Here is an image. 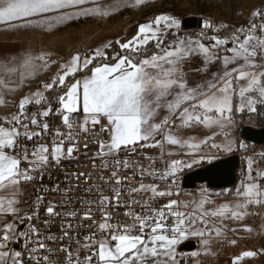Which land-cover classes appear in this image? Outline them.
<instances>
[{
  "label": "snow or ice",
  "instance_id": "1",
  "mask_svg": "<svg viewBox=\"0 0 264 264\" xmlns=\"http://www.w3.org/2000/svg\"><path fill=\"white\" fill-rule=\"evenodd\" d=\"M145 2L116 0L102 7L98 0H0V27L6 32H50L69 21L106 18L122 7L136 8ZM181 27L180 19L158 14L139 23L130 38L75 52L49 81L19 100L16 112L0 118V264H41V260L53 264L50 257L56 252L66 254L65 264H182L189 258L202 264V255L217 254L212 250L214 238L241 231L229 228L225 219L240 221L258 214L248 212L249 206L264 207V185L260 183L264 171L253 175L256 160L252 156L246 157L245 180L231 191L234 202L210 209L217 203L214 197L227 196L229 190L210 193L201 187L191 194L179 183L181 174L194 165H211L219 153L247 150L235 136L240 124L236 115L251 118L258 105L264 106V9L253 10L247 25L239 27L206 19L195 38L181 35ZM50 56L26 49L22 56L0 61V106L8 103L5 90L13 93L29 77L35 78L48 66ZM197 58L201 66L193 71L201 79L190 82L185 68ZM217 64L218 69L211 71ZM33 104L40 109L30 112L28 106ZM50 117L59 118L61 127L51 128ZM104 132L108 141L102 138ZM34 140L30 149L28 142ZM90 145H96L97 151L89 154ZM141 149H158V157L141 153ZM121 153L142 155L149 163L121 159ZM81 155L92 162L93 169L99 160L100 172L66 174V183L72 179L77 183L64 191L70 193L81 181L87 186L85 198L78 203L85 209L82 219L97 227L83 237V243L71 233L78 227L92 228V224L74 225L65 220L61 236L44 235L34 223L40 220L41 204L49 217L80 214L74 209L55 211L58 205L45 202L43 195H37L30 210L23 212L20 205L27 203L21 199L23 185L42 182L45 176L51 179L53 167L59 168L64 160L79 161ZM259 156L264 159V152ZM157 162L164 167L157 168ZM122 168L130 169L132 175H122ZM137 176L139 184L126 188V182ZM96 178L110 186L111 195L104 194L103 184L90 183ZM145 178L151 182L145 183ZM55 190L60 191L58 184ZM96 194L99 199H88ZM137 194L147 198L136 199ZM71 203L65 196L60 206ZM93 206L100 210L102 222L93 219ZM122 208L127 209L122 213L124 219L117 217L112 223ZM42 223L50 227L52 221ZM242 230L254 231L250 226ZM58 240L69 243L58 249L45 243ZM189 240H198L202 251L180 252V245ZM228 243L235 246L238 239ZM13 245H19V250ZM41 250L48 255H37ZM81 251L88 252L83 259ZM261 255L264 248L245 250L231 264Z\"/></svg>",
  "mask_w": 264,
  "mask_h": 264
},
{
  "label": "rangeland",
  "instance_id": "2",
  "mask_svg": "<svg viewBox=\"0 0 264 264\" xmlns=\"http://www.w3.org/2000/svg\"><path fill=\"white\" fill-rule=\"evenodd\" d=\"M115 2L116 0H98V3L102 7L112 5ZM255 9H264V0H146L142 6H137L136 8L122 7L118 13H114L106 18L90 17L69 21L50 32L40 29L6 32L3 27H0V61H4L5 58L11 60L13 56L17 55L22 56L26 49L33 54H39L41 52L51 53L48 66L40 69L35 78L29 77L25 81L23 87L17 89L13 93H7L5 90V99L8 103L0 106V112L3 114L6 107L11 103L17 105L19 100L25 95L37 90V85L41 82L49 81L50 78L59 71L60 64L69 60L75 52L79 51L84 53L91 48L102 45L103 43L117 37L119 28L128 26L129 24L131 25L127 27L123 36H125L126 33L130 35V32L134 31L139 24L133 22L139 20L140 17L156 16L165 13L170 14L181 20V35L192 36L195 38V36L202 30V27L187 30L183 27V21L185 19L195 18L201 20L202 23L204 20L210 19L217 23L224 22L239 27L241 25H247L251 18V13ZM205 43L209 42L206 41ZM228 47H231V44H229ZM53 60L56 61L55 64L51 63ZM200 66L201 62L198 58L186 66L185 70L189 72L190 82H196L201 79L200 74L193 71ZM213 66H217V69L219 67L218 64ZM213 66L211 67V71H215L213 70ZM13 79H16V77H13ZM10 87L15 88L16 85L11 84ZM32 106H36L37 108L41 107L33 104L28 106V108H31ZM257 107V113L251 114V118H249L248 114L242 115L237 113L236 115L240 124L236 130L237 133L235 136L248 147L247 150L238 149V152L240 153L239 155H241L238 180L232 189H227L229 190L227 196L231 195V191L239 187L241 181L246 178V157L252 156L256 160V163L254 164V176L259 169L264 168V159L259 156L260 153L264 152V146L249 144L241 138V131L245 127H252L255 129L264 128V106L258 105ZM2 114L0 115V118L5 117V115ZM202 133H207V130L202 129ZM104 139H109L107 132H105ZM204 165L208 164L205 163L201 166L194 165L191 169L185 170L181 176L199 169ZM201 187L208 189L206 185H199L194 191H185V193L196 194ZM208 190L209 192L217 193L210 189ZM223 192L224 190L218 193Z\"/></svg>",
  "mask_w": 264,
  "mask_h": 264
},
{
  "label": "built area",
  "instance_id": "3",
  "mask_svg": "<svg viewBox=\"0 0 264 264\" xmlns=\"http://www.w3.org/2000/svg\"><path fill=\"white\" fill-rule=\"evenodd\" d=\"M16 110H17L16 104L11 103L6 107L3 114L1 112L0 113L2 115L7 116V115H10L11 113L16 112ZM48 122L50 124V127L53 129L61 127V121L59 118L50 117ZM61 130L66 131L65 128H61ZM101 135H102V138L104 139L105 138V132L102 133ZM105 141H108V140L106 139ZM35 143H36L35 140L32 142H28L29 148L31 149ZM95 151H97V146L96 145H90L89 154H92ZM139 151L141 153L146 152L147 154L152 155L154 157H158V154H159L158 149H141ZM124 158H127L129 160L140 159L141 162L145 166H147L149 163V161L143 159L142 155H134L131 157H126L124 153H121V159H124ZM99 164H100V162H99V160H97L96 161V168L93 169L92 168V162L86 160L84 158V156L81 155L79 161L64 160L59 168L53 167L49 173V175L51 176V179H49L48 176H45V178L42 182L34 181L31 184H29L31 187V190H32L31 198H30L28 204L26 205V207L23 209V212H28L30 210V208L32 206V202L35 200L37 195H43L45 197V202L52 201L53 203L58 205L56 207L55 211H58L60 213H66L67 211L74 209L80 214L76 218H71V217L66 218L63 215L58 216V217H49L46 214L44 204H41L40 205V213H39L40 220L34 221V223L42 234L61 236L63 234L61 231V224H62V221H65V220H67V222L72 223L74 225L80 224V223H83L84 225L92 224V228L78 227L71 233L72 235H74L78 239H80L81 243H83V237L85 235H87L88 233H90L93 228L97 227V224L92 223V221L82 219L85 209L82 206V204L78 203V201L83 200L85 198L87 186L81 181V182H79V187L78 188L73 187V189L70 193H65L64 189L68 188L70 185H75L77 183V181H75L74 179H72L66 183L65 182L66 174L72 173V172H78V171H94L95 173H99L100 172ZM85 165H86V167H85ZM156 167L157 168H163L164 165L157 162ZM121 174L131 176L132 171L130 169L124 170L122 168ZM140 179L141 178L139 176H137V177H135V179L127 181L125 187L127 188V187L132 186V185H138L140 182ZM182 180H183V176H180V181H179L180 187L185 192V190L183 189V186H182ZM144 182L150 183L151 180L148 178H145ZM90 183H94L97 185L103 184V182L101 180H99L98 178L94 179ZM57 184L60 186V191L55 190V187ZM261 184L264 185V181ZM41 187H44L46 189V191L39 192L38 189H40ZM47 189H50L51 191H48ZM103 192L105 195H111L110 186L107 184H103ZM65 196H69L72 200V203L68 207L60 206L62 204ZM93 198L99 199V195L96 194L95 197H92V196L88 197V199H93ZM146 198L147 197L144 195H140V194L136 195V199L144 200ZM157 206H159V205H157ZM126 210L127 209H123V208L119 209L118 212L116 214H114V218L112 220V223L117 222V217H119L120 220H123L124 217H123L122 213ZM135 210L137 212L140 211L139 207H136ZM247 211L250 213H258V214L252 215L253 216V222L249 225L244 224L242 222V220H240V221L228 220V219L224 220L223 223L227 224L229 228L235 227V228L241 229V231H239L238 233H235V234L232 232H228L226 238L225 237L214 238L213 240L217 241V244H218V252L216 255H212V256L202 255L200 258L202 261V264H231L232 258H234V256H236V255H239L240 253H242L245 250L262 249V239H261V236L259 234V224L261 221V214L259 213V210L255 206H249ZM92 212H93V219L97 223L102 222V216H101L100 210H98L95 206H93ZM44 220H51L52 221L50 227H46L42 223V221H44ZM21 226L24 227V225H21ZM245 226H250L251 228H253L254 231L252 233H248L246 231H243L242 229ZM97 238H99V237H97ZM232 238L238 239L237 245L233 246V245H230L228 243V240L232 239ZM240 238H242V239H240ZM45 243L48 244L49 247H51L53 249H58L62 243L68 244L69 241H67V240L59 241L58 240L55 243H52L50 241H45ZM71 251H73V253L75 254V245H73V248L71 249ZM87 254H88L87 251H81L79 253V256L81 259H83L84 256ZM37 255L44 256V255H48V253L44 250H41ZM65 256H66V254L64 252H56L53 256L50 257V259L53 261V264H65ZM262 256L263 255L258 256L256 258H244L241 261V264H263ZM189 260L191 263L195 264L194 258H189ZM41 264H44L43 260H41Z\"/></svg>",
  "mask_w": 264,
  "mask_h": 264
},
{
  "label": "water",
  "instance_id": "4",
  "mask_svg": "<svg viewBox=\"0 0 264 264\" xmlns=\"http://www.w3.org/2000/svg\"><path fill=\"white\" fill-rule=\"evenodd\" d=\"M183 27L187 30L201 28L202 21L188 18L183 21ZM243 141L255 145L264 146V128L255 129L245 127L241 131ZM241 165L239 154H233L227 158L217 160L211 165H206L183 176L182 186L185 191H194L199 185H206L210 190L222 191L232 188L238 180V171ZM23 227V226H21ZM198 245L195 240L183 243L179 251L191 253L196 251Z\"/></svg>",
  "mask_w": 264,
  "mask_h": 264
},
{
  "label": "crops",
  "instance_id": "5",
  "mask_svg": "<svg viewBox=\"0 0 264 264\" xmlns=\"http://www.w3.org/2000/svg\"><path fill=\"white\" fill-rule=\"evenodd\" d=\"M154 16H144V17H140L139 18V20H136V21H134L133 23H143V22H146L147 20H149V19H152ZM129 25H131V24H129ZM128 25V26H129ZM128 26H124V27H121V28H119V32H118V36L117 37H115V38H113V39H111L112 41H114V40H116V39H122V37H123V35H124V33H125V31H126V29H127V27ZM135 31H137V27H136V29H135ZM217 66H213V70H217V68H216ZM49 98H51V97H49ZM29 109V111L30 112H33V111H37V109H40V108H37L36 106H32L31 108L29 107L28 108ZM42 110V109H41ZM237 133V131L235 132V134ZM217 142H219V138H217ZM233 154H240L239 152H238V148H237V150H235V151H233L232 153H230V154H225V153H219L218 155H219V158H218V160H220V159H224V158H227V157H229V156H231V155H233ZM241 156V155H240ZM204 166H206V165H204ZM203 166V167H204ZM258 171H264V168L263 169H259ZM257 171V172H258ZM262 181H264V180H261L260 181V183L262 182ZM209 189V188H208ZM211 191H214V190H211ZM215 192H220V191H215ZM31 193H32V190H31V187H30V185L28 184V185H23V196L21 197V199H26L27 200V203H22L21 205H20V207L22 208V210L26 207V205L28 204V202H29V200H30V198H31ZM210 193H213V192H210ZM197 194V193H196ZM182 198H187L186 196L185 197H182ZM214 199H216V201H217V203L215 204V205H210V206H208L210 209L211 208H215V207H217L220 203H224V202H234V196L231 194V195H229V196H223V195H221L220 197H214ZM258 210H259V213L261 214V221H260V225H259V234H260V236H261V239H262V248H264V207H262V206H255ZM7 219L9 220V221H11V216H9V217H7ZM242 222L244 223V224H246V225H249V224H251L252 222H253V216L252 215H248V216H246L243 220H242ZM196 241V243H197V245H198V248H197V250L198 251H202V248H201V246H200V242L198 241V240H195ZM182 245V244H181ZM180 245V246H181ZM13 247L14 248H16L17 250H19V245H13ZM180 248V247H179ZM179 250V249H178ZM212 250L215 252V253H217L218 252V244H217V241H215V240H213L212 241ZM262 260H263V264H264V255L262 256ZM182 264H193V263H191L190 262V260L188 259L186 262H184V261H182Z\"/></svg>",
  "mask_w": 264,
  "mask_h": 264
},
{
  "label": "trees",
  "instance_id": "6",
  "mask_svg": "<svg viewBox=\"0 0 264 264\" xmlns=\"http://www.w3.org/2000/svg\"><path fill=\"white\" fill-rule=\"evenodd\" d=\"M135 30L134 31H132V32H130L131 34L130 35H128V33H126V35L125 36H123L122 37V39L121 40H124L125 38H130L132 35H134L135 34ZM224 33H221V35H223ZM243 140V139H242ZM234 187V186H233ZM232 187V188H233ZM232 188H230V189H232Z\"/></svg>",
  "mask_w": 264,
  "mask_h": 264
}]
</instances>
